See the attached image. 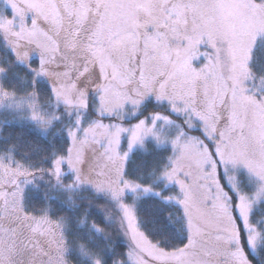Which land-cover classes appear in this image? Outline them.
Listing matches in <instances>:
<instances>
[{"label":"snow or ice","instance_id":"snow-or-ice-1","mask_svg":"<svg viewBox=\"0 0 264 264\" xmlns=\"http://www.w3.org/2000/svg\"><path fill=\"white\" fill-rule=\"evenodd\" d=\"M0 41V108L66 137H0V264H264V0H0Z\"/></svg>","mask_w":264,"mask_h":264},{"label":"trees","instance_id":"trees-1","mask_svg":"<svg viewBox=\"0 0 264 264\" xmlns=\"http://www.w3.org/2000/svg\"><path fill=\"white\" fill-rule=\"evenodd\" d=\"M8 55V50L5 48L3 42L0 41V58L7 57ZM42 83L46 84V81L42 80ZM22 116L23 115L18 117L17 115L14 116L9 113H0V121H4L2 131H0V137H3V143H8L9 141H17V134L22 133V136L19 137L18 141L19 147L17 151V158H22L24 161L35 162L38 165L47 166L48 161L42 159L45 156L46 151L50 152L53 144H55L57 148H62L66 137L57 131L59 125L45 132L32 121L29 122L27 119L21 118ZM36 145L41 146V148L45 151H42L40 148H36ZM137 151L139 154V147L137 148ZM25 152L29 153V155L25 156ZM240 177L244 180L243 175ZM48 179L47 175L45 176V179L36 178L34 183L29 185L26 190V196L29 203L41 200L46 190L50 196L60 198L67 197L68 193L65 190L59 188V186L52 187V184H54L55 181H52V184H49ZM36 185H39V187L37 188ZM75 197L77 201L81 200V198L92 197L94 204L101 206L100 211H102L103 214H110L112 217V223L108 230L113 232L115 235V230L117 228V213L113 205L106 204L104 199H97L87 190H77ZM138 211L144 222V227L146 229L151 228L153 209L149 206V202L146 201L142 203ZM255 217L264 218V201L255 205ZM185 239L186 238H178L175 240V243H183ZM117 248L121 251L126 250L127 242L124 237H119L117 239ZM70 264H85V261L82 260L80 256L74 255L70 258Z\"/></svg>","mask_w":264,"mask_h":264},{"label":"rangeland","instance_id":"rangeland-1","mask_svg":"<svg viewBox=\"0 0 264 264\" xmlns=\"http://www.w3.org/2000/svg\"><path fill=\"white\" fill-rule=\"evenodd\" d=\"M29 108L27 105H25L22 109L20 110H17L15 108H9L7 107V103L5 104V106L3 108H0V113H9V114H12V115H17L18 117L23 115L25 119H27L29 122H31L27 117H28V114H29ZM43 130V129H42ZM44 131V130H43ZM139 147V146H138ZM70 175V174H69ZM243 175L244 177V180L241 179L242 181V187L243 186H246L248 184V177L244 174V173H241L240 176ZM222 182L227 184V181L226 179H224V177L222 176ZM29 187V186H28ZM27 187V188H28ZM27 190V189H26ZM264 201V195L261 196V198L256 202V205L260 202Z\"/></svg>","mask_w":264,"mask_h":264}]
</instances>
